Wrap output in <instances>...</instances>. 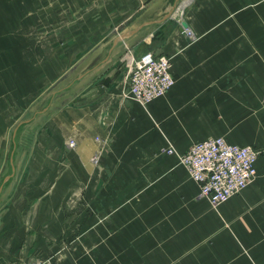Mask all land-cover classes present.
<instances>
[{"label":"crops","instance_id":"obj_1","mask_svg":"<svg viewBox=\"0 0 264 264\" xmlns=\"http://www.w3.org/2000/svg\"><path fill=\"white\" fill-rule=\"evenodd\" d=\"M257 16L258 0H0V264H99L114 255H141V264H264V186L252 183L216 206L170 203L185 210L169 221L185 227L179 236L175 226L160 248L145 244L161 238L160 228L145 233L141 224L161 217L124 211L141 208L130 195L157 190L163 174L193 196L178 152L224 135L191 134L182 112L210 79L195 86L190 61L196 49L240 48ZM146 51L171 57L175 85L143 105L125 96L124 79L128 56ZM239 54L233 50V63ZM167 142L176 153L160 152ZM146 173L156 177L152 187ZM98 222L125 228L85 234L90 246L103 241L92 259L75 229Z\"/></svg>","mask_w":264,"mask_h":264},{"label":"rangeland","instance_id":"obj_2","mask_svg":"<svg viewBox=\"0 0 264 264\" xmlns=\"http://www.w3.org/2000/svg\"><path fill=\"white\" fill-rule=\"evenodd\" d=\"M186 34L189 36L187 32ZM240 34V48L221 46L218 48L196 49L197 55L191 59L189 65L196 75H191L193 79L190 80L195 86L199 85L200 81H204L206 78L210 79V83L207 85V89H205L203 95L188 98L187 110L182 113L194 127L191 132L193 135L202 133L204 130L213 131L214 129H219L224 137L251 143L255 146L259 151L257 171L254 179L247 186L252 183L264 186V0H258L257 30L254 32L242 31ZM197 36L192 32V36L189 37L192 41H196L198 39ZM226 40V38L219 39L218 43H227ZM233 50L238 54L240 53L241 61L239 63H233L232 61ZM225 75L226 79L224 78ZM170 149H173V151L169 152ZM160 152L176 153L175 145L167 142ZM181 153L183 152H178V157ZM98 159L93 160V163L97 164ZM178 163L179 167L185 169L186 178L183 182L186 181L185 183L193 184L192 197H186L184 191L185 184L182 187L174 183L172 184V182H175L174 177L171 176V179L167 180L165 178L166 175L163 174V180L157 186V190L143 189L137 195H130V199H141V208L131 207L124 209L126 212L132 211L133 217L137 215L138 211L141 212V217L143 218L152 217L153 212L161 217L158 223H147L146 221V224H141V231L145 233L160 228L156 232L161 238L156 239L154 235V237L145 239L146 248H160V243L163 242V239L168 240L170 231H173L175 226H177L179 236L181 235L180 232L185 227L184 223L178 221L175 225L174 222L169 221V217H173V215L175 217L180 216L181 211L185 210V208H170V203L173 205L174 202H180L185 199H207L202 195L199 184L190 176L186 167L180 162V159H178ZM155 178L153 175H147L145 177V184L152 187ZM259 194L258 198L264 200V192H260ZM120 211L116 212L115 210L114 214L120 215ZM124 228V225L119 223L104 225L102 222H98L96 225L84 223L80 227L77 226L75 230L78 233L76 237H80L81 233L80 243H86L84 247L87 248V253H90L89 256L94 259V255L96 254L93 252V249L104 246L100 245L103 241L96 240L90 246L91 243L87 239V235H84L95 232L103 233L105 230L108 232L112 230L114 232L124 231ZM73 241L70 240V242ZM120 242H116V244ZM129 243L131 247L134 244H141L139 241H129ZM89 248H91V252ZM125 257L127 256H103L99 264H141V255L129 256V259ZM49 258L56 264L52 257Z\"/></svg>","mask_w":264,"mask_h":264},{"label":"built area","instance_id":"obj_3","mask_svg":"<svg viewBox=\"0 0 264 264\" xmlns=\"http://www.w3.org/2000/svg\"><path fill=\"white\" fill-rule=\"evenodd\" d=\"M185 30L191 37V30ZM126 67L124 94L143 105L162 97L174 85L171 60L166 54L152 51H146L138 57L130 54ZM97 139L100 140L99 137ZM69 145L74 146L75 141L69 139ZM103 148L102 144L93 156L94 161ZM258 158L259 151L255 146L232 143L223 136L196 141L179 156L182 165L199 184L202 195L213 205L221 204L240 193L254 179ZM34 264L54 263L50 258L38 257Z\"/></svg>","mask_w":264,"mask_h":264},{"label":"water","instance_id":"obj_4","mask_svg":"<svg viewBox=\"0 0 264 264\" xmlns=\"http://www.w3.org/2000/svg\"><path fill=\"white\" fill-rule=\"evenodd\" d=\"M182 25H183V27L188 28V23H187L186 21H184V22L182 23Z\"/></svg>","mask_w":264,"mask_h":264}]
</instances>
